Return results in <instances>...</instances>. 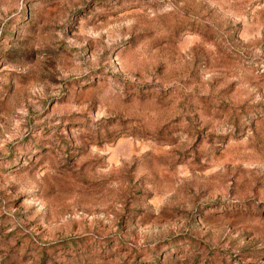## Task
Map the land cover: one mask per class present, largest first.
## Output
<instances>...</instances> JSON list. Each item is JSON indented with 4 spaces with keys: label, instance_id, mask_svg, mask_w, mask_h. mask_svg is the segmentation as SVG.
I'll use <instances>...</instances> for the list:
<instances>
[{
    "label": "rangeland",
    "instance_id": "rangeland-1",
    "mask_svg": "<svg viewBox=\"0 0 264 264\" xmlns=\"http://www.w3.org/2000/svg\"><path fill=\"white\" fill-rule=\"evenodd\" d=\"M0 264H264V0H0Z\"/></svg>",
    "mask_w": 264,
    "mask_h": 264
}]
</instances>
